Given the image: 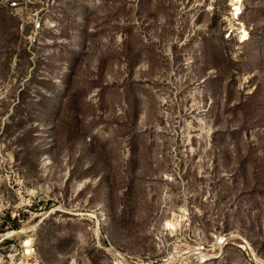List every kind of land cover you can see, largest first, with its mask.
<instances>
[{
	"label": "rangeland",
	"instance_id": "1",
	"mask_svg": "<svg viewBox=\"0 0 264 264\" xmlns=\"http://www.w3.org/2000/svg\"><path fill=\"white\" fill-rule=\"evenodd\" d=\"M236 7L0 0V264H264V0Z\"/></svg>",
	"mask_w": 264,
	"mask_h": 264
},
{
	"label": "bare ground",
	"instance_id": "2",
	"mask_svg": "<svg viewBox=\"0 0 264 264\" xmlns=\"http://www.w3.org/2000/svg\"><path fill=\"white\" fill-rule=\"evenodd\" d=\"M235 2H236V5H237L236 9L239 10L241 8V4H242L243 0H235ZM25 245L27 247H29L30 246V241H28Z\"/></svg>",
	"mask_w": 264,
	"mask_h": 264
},
{
	"label": "trees",
	"instance_id": "3",
	"mask_svg": "<svg viewBox=\"0 0 264 264\" xmlns=\"http://www.w3.org/2000/svg\"><path fill=\"white\" fill-rule=\"evenodd\" d=\"M14 226H15V227H19V224H15Z\"/></svg>",
	"mask_w": 264,
	"mask_h": 264
},
{
	"label": "water",
	"instance_id": "4",
	"mask_svg": "<svg viewBox=\"0 0 264 264\" xmlns=\"http://www.w3.org/2000/svg\"><path fill=\"white\" fill-rule=\"evenodd\" d=\"M24 242H25V244H26V243L28 242V240H25Z\"/></svg>",
	"mask_w": 264,
	"mask_h": 264
},
{
	"label": "built area",
	"instance_id": "5",
	"mask_svg": "<svg viewBox=\"0 0 264 264\" xmlns=\"http://www.w3.org/2000/svg\"><path fill=\"white\" fill-rule=\"evenodd\" d=\"M13 4H16V1H14Z\"/></svg>",
	"mask_w": 264,
	"mask_h": 264
}]
</instances>
